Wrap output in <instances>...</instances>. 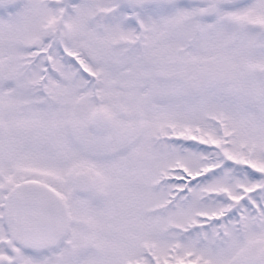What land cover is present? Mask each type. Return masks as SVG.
<instances>
[{
  "label": "snow or ice",
  "instance_id": "obj_1",
  "mask_svg": "<svg viewBox=\"0 0 264 264\" xmlns=\"http://www.w3.org/2000/svg\"><path fill=\"white\" fill-rule=\"evenodd\" d=\"M0 264H264V0H0Z\"/></svg>",
  "mask_w": 264,
  "mask_h": 264
}]
</instances>
